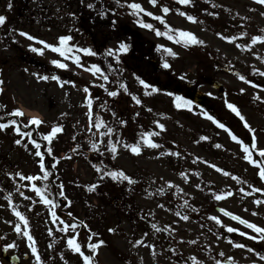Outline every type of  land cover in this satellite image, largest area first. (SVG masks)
Listing matches in <instances>:
<instances>
[{"label":"rangeland","instance_id":"rangeland-1","mask_svg":"<svg viewBox=\"0 0 264 264\" xmlns=\"http://www.w3.org/2000/svg\"><path fill=\"white\" fill-rule=\"evenodd\" d=\"M112 1L120 21H125L122 26L129 27L144 43V52L149 54V45L156 46L160 59L158 65L152 62L151 66L155 67L146 75L147 79L125 72L128 79L124 80L123 93L111 102L106 91L110 82L104 79L103 72L89 70L94 63L89 54L74 49L81 58V67L39 43L43 40L58 46L59 37L71 35L69 45L84 48L88 41L84 40L85 31L80 25L83 6L92 5L94 0H0V15L6 17L0 26V123L12 117L16 119L22 131L32 132L43 153L37 157L34 145L28 137L14 131L15 125L0 129V245L20 246L28 255L27 264H38L36 254L29 247L32 242L23 234L27 231L41 257L39 264H84L83 257L67 246L68 237L79 233L77 240L85 255L91 257L90 264H217L218 261L264 264L256 255H264L260 234L220 211L224 209L264 227V178L259 175L260 165L245 159L248 153L240 143L249 145L253 159L264 160L260 156V150H264V43L257 42L251 48L238 46L250 44L255 35H264V4L257 0H191L185 5L178 0H157L154 6L150 0ZM133 2L140 3L146 12L164 16L171 31L153 16L154 28L169 31L170 35H176L175 30L191 32L204 43L185 47L167 36L156 35L141 23L136 25L129 16L134 10L128 5ZM165 6L170 9L167 14L162 11ZM181 13L196 17L195 22ZM21 32L36 39L30 40ZM242 32L247 35H241ZM224 36H235L236 40L230 42ZM120 43L122 36L114 35L108 41L109 50H118ZM32 47L43 48V54L33 52ZM168 48L176 55L168 53ZM53 59L69 67L61 69L51 63ZM165 62L170 65L168 68L163 66ZM220 63L231 70L223 71ZM176 75L185 82L186 93L179 88L173 92L164 86L169 77ZM52 76H58L59 80L51 79ZM140 80L159 90L145 89ZM214 82L220 85L221 93L212 86ZM195 90L203 92V104L177 107L176 97L183 94L191 101ZM133 97L141 103L137 104ZM88 99L92 100L91 110ZM179 103L183 105V101ZM229 103L237 107L244 120L228 107ZM114 108L123 109L117 118H124L126 123L113 126L106 122L112 119ZM15 109H22L24 115H9ZM205 112L225 127L208 119L202 114ZM32 117L43 123L29 125ZM99 121L114 131L108 134L106 127L96 128L94 125ZM157 121L165 125L163 130ZM56 125L62 131L49 145L43 136ZM143 132H159V136L150 139L161 147H148L141 139ZM205 136L208 139H201ZM17 139L22 142L17 144ZM93 143L103 145L106 153L103 154L113 155L114 163L137 187L122 197L126 202L123 209L118 207L117 197H113L116 208L100 206L95 212L102 220L94 215V222L87 223L83 221L84 211L76 204L79 192L68 195L73 201L65 193L60 196L63 181H58L56 175L58 169H63L75 180H92L94 172L88 163L99 161ZM134 143L141 148L139 154L131 151ZM253 143L255 149L251 147ZM125 144L129 147L125 148ZM112 145L116 146L115 153L111 151ZM48 147L53 150L51 154ZM55 153H58L57 163L52 157ZM40 160L44 161L43 170ZM44 170L52 172L47 181H28L17 175H42ZM32 183L41 188L49 185L45 194L57 205L56 222L51 218L50 206L31 188ZM257 188L262 191L257 192ZM217 195L224 198L217 200ZM91 202L97 205L94 197ZM13 208L25 216L27 227ZM72 212L79 214V220L68 215ZM184 215L189 218L184 220ZM213 216L222 223L212 220ZM60 221L76 223L77 228L63 232L64 224ZM17 224L21 226L20 233L15 231ZM228 226L240 231L228 232ZM93 232L97 235L91 236ZM253 235L257 239H251ZM99 241L104 243L95 251L87 247L88 243ZM192 257L196 258L195 262Z\"/></svg>","mask_w":264,"mask_h":264},{"label":"snow or ice","instance_id":"snow-or-ice-1","mask_svg":"<svg viewBox=\"0 0 264 264\" xmlns=\"http://www.w3.org/2000/svg\"><path fill=\"white\" fill-rule=\"evenodd\" d=\"M119 2V0H118ZM178 2L180 4H189L191 3V0H178ZM258 3H261V4H264V0H257ZM150 3H152L154 6L156 5L157 3V0H150ZM8 7L11 8L12 7V4L11 2H9L8 4ZM89 7H92V5H89ZM129 8L133 9V15H139L140 12H146L145 9H143L142 5L140 3H136V2H133V3H130L128 5ZM162 11L163 13L167 14L170 9L168 7H163L162 8ZM179 11V10H178ZM103 14V13H102ZM146 14L150 17H153L160 21L161 23L165 24V27L169 28V31H171V28L170 26H168L166 24V21L164 19V16H155L154 13L152 12H146ZM182 15H186L187 16V19L190 20V21H193L195 22L196 20V17L192 16V15H188L186 13H181ZM6 21V17L4 15H0V26H2ZM137 23H141L142 26L144 28H147V29H152L156 32V35L158 36H167V38L169 40H174L176 43H182L185 47L189 46L190 44L192 45H195V44H203L204 41L202 40H199L193 33L191 32H186V31H183V30H175L176 31V35H170L169 34V31H164V32H161L160 29L158 28H154V25L151 24V23H145L143 21H137ZM21 35H24L26 36L28 39L30 40H34L36 39L35 37L31 36L30 34L26 33V32H21ZM218 35H222L221 33H218ZM241 35H247V33H241ZM225 40H228V41H235L236 40V37L235 36H224L223 37ZM73 38L71 35H64V36H61L59 37V45H53V44H50V43H47L43 40H40L39 43L42 44V45H45L46 48L48 49H51L52 51L56 52V53H59V55L61 57H65L67 59H71V60H74L75 63L77 65H80L81 67H83V65L80 64V61H81V58L79 55H76V52L74 51V49H77L79 52H83V53H87V54H90V55H96L95 52L92 51V49L90 48H79L77 45H69V41H71ZM257 42H261V43H264V35H255L251 38V43L250 44H244V45H238V46H241V47H244V48H251L252 45H255ZM160 47H163V45H161ZM33 52H36V53H41L43 54L44 52V49L43 48H39V47H32L31 49ZM128 50V45L126 43H120L119 45V48L118 50H109L108 52V55L110 56H115L116 55V51H119V52H126ZM166 51L168 53H170L171 55L175 56L176 53L173 52V50L171 48H168L166 49ZM117 59H119V57H117ZM51 63L53 65H56L57 67L61 68V69H66L68 68V64L66 63H63L61 62L60 60H57V59H53L51 61ZM165 68H168L170 65L165 62L164 65H163ZM90 71L92 70H95L96 72H100V68L98 65L96 64H93L91 66V69H89ZM258 71V70H256ZM40 79H43V80H47L49 79L48 76H40L39 77ZM51 79H55V80H59V77L58 76H52ZM104 79L107 80L108 77L107 76H104ZM240 79L244 80L245 77L244 76H240ZM142 85H144L145 89L151 87L152 88V91L155 92V91H158L159 89L147 84L145 81L143 80H140L139 81ZM249 83H251V81H248ZM2 83V82H0ZM103 87V85H101ZM123 87V86H122ZM2 91V90H0ZM85 91L87 92V88L85 89ZM243 91V90H242ZM111 96H116L117 95V92L115 91H112L109 93ZM146 95L147 94H150L148 92L145 93ZM133 99L136 100V103L137 104H140L141 103V100L137 97H133ZM178 103H177V107H182V106H190L192 104V101L190 100H186L184 97H176ZM179 101H183V105L181 103H179ZM103 107V105H102ZM228 107L237 115L240 117L241 120H244V117L240 114L239 110L237 109V107L234 105V104H228ZM88 108L91 110L92 109V100L91 99H88ZM149 111H151V109H149ZM203 115H206L208 117V119L210 120H213L215 123H217L219 125V127L221 128H224L225 125L220 123L218 120H215V118L211 115H208L206 112L205 113H202ZM9 115H13V116H23L24 113H23V110L22 109H15L13 113H9ZM113 115H115V113H113ZM89 116H91V111L89 112ZM0 119H2V117H0ZM30 124H41L43 123V121H41L38 117H32L29 121ZM120 123H126V121H120ZM159 126V128L161 130L164 129L165 125L163 123H160L159 121L156 122ZM246 126H247V123L245 122ZM9 125H15V128H14V131L18 134L21 135V137H28L31 144L34 145L36 151H35V155L37 157H40L43 155V153L41 151H39V149L41 148V144L36 140V139H32V132L31 131H22L20 125L18 124L17 120L16 119H10L8 120L6 123H0V129H6ZM96 128H100V127H106L107 128V133L108 134H111L114 129L112 127H108L107 125H105L103 123V121H99L97 123H95L94 125ZM25 128H27V125L24 126ZM60 131H62V127L59 126V125H56V126H53L51 128V131L44 135L43 136V140L45 141H48L49 142V145L51 144L53 138L56 136L57 133H59ZM89 131H91V127L89 128ZM101 135H105V133H101ZM160 133L159 132H143L141 134V139L143 140V142L148 146V147H151V148H160L161 145L154 142V140L150 139V137L152 136H159ZM234 140L237 139L236 136H233L232 137ZM201 139H208V137H202ZM17 144H20L22 141L21 139H17L15 141ZM240 143L243 145V150L245 153H248V155L245 156V159L247 160H250L253 164H259L260 165V170H259V175L261 176V178H264V160H255L252 158V155L250 153V150H249V145L247 144H244L243 141H240ZM109 144H111V141H109ZM26 148H27V144L24 145ZM125 148H128L129 145L128 144H125L124 145ZM216 147H220V145H216ZM251 147L253 149L256 148V145L255 143H253L251 145ZM92 148L95 149L97 148V145L95 143L92 144ZM52 148L51 147H48L47 148V152L49 154L52 153ZM111 151L113 153H115L117 151L116 149V146L115 145H112L111 146ZM131 151L133 153H136V154H139L140 151H141V148L137 145V144H132L131 145ZM164 153L162 152L161 155H163ZM175 155L179 156L180 154L179 153H175ZM260 156L261 157H264V150H260ZM39 164H40V167L41 169L43 170L44 169V161L43 160H40L39 161ZM213 167H216L215 165H212ZM222 171V170H221ZM17 175H19L21 177V179H24V180H28V181H38V180H44V181H47L49 179V177L52 175V172L51 171H48V170H44L42 175H29V176H24L22 173H17ZM107 175H109L112 179L116 180V179H120L122 178L123 180H126L128 181L129 183H133L134 181L132 180V178L128 175H126L123 171H111V172H108ZM181 175H183V173H181ZM171 183V182H169ZM27 186V185H26ZM31 188L34 190V192L36 193L37 196H39L41 198V200L43 201L44 204L50 206L51 208V218L53 220V222H56L59 217L57 215V211H56V203L49 199L48 196L45 194L48 189H49V185L48 184H45L43 186V188L41 187H38L36 183H32L31 185ZM61 188H63V185L61 184L60 185ZM92 187H95V185H93ZM163 191V189H161V192ZM241 191H243V189H241ZM257 192H260L262 191L261 189L257 188L256 189ZM21 195H23V193H21ZM60 196H64V193L63 191H61L59 193ZM227 195H231V193H228ZM217 200H220V199H223L224 197L223 196H219L217 195L215 197ZM9 199H10V196H9ZM30 199V198H29ZM65 199H67L65 197ZM185 204H187L188 202L185 201L184 202ZM257 204L260 203V201H256ZM13 211L15 212V215L17 217H19V219L21 221H23L24 223V226L27 227L28 225V221L27 219L25 218V216L17 211L15 208H13ZM220 211L222 212H225L226 215L232 217L233 219L239 221L241 224H244L246 225L248 228L250 229H253L256 233H259V239L261 240H264V227H260V226H257L255 223H251L245 219H242L241 217L237 216V215H234L233 213L231 212H227L226 210L224 209H221ZM69 216H71V213L68 214ZM176 215H180L179 212L176 213ZM189 217L187 215H184L183 216V219L184 220H187ZM212 220L216 221L217 223H222V221H220L218 219V217L216 216H213L211 217ZM62 224H64L63 228H61V231L63 232H68L69 229H72V230H75L77 228V224L76 223H65L64 221H60ZM153 228H156V225L153 224L152 225ZM15 231L17 233H20L22 231L21 229V226L19 224L15 225ZM49 231H51V229H49ZM109 231H113L112 229H110ZM227 231L228 232H238L240 231L239 229L237 228H233L231 226H228L227 227ZM25 236H27V239L29 241H31L32 243L29 245V247L31 248V251L32 253L36 254L35 256V259L36 261L39 262L41 261V257L40 255L37 253V248L35 247V241H34V238L27 232L25 231L23 233ZM242 235H248V233H241ZM97 234L95 232L91 233V236H96ZM79 236V233H76V235H72V236H69L68 239H67V246L72 250L74 251L75 253H79L80 256L83 257V261H84V264H90V261H91V257L89 255H85L84 252L81 250V242H78L77 240V237ZM251 239L255 240L257 239V236L253 235L250 237ZM91 239V237H89V240ZM231 242V241H230ZM104 241H99L98 243H88L87 244V247L92 249L93 251H95L99 244H103ZM137 243H141L140 241H137ZM192 243H195V241H192ZM235 246L237 247H247L246 245H243V244H236ZM12 247H15V244H9V245H6L5 246V250H7L8 248H12ZM250 251H254V249H249ZM221 255H223V253H221ZM257 256H260V259L264 260V255H262L261 253H256ZM193 261L195 262L196 258L195 257H192ZM217 264H221V262H217Z\"/></svg>","mask_w":264,"mask_h":264},{"label":"trees","instance_id":"trees-1","mask_svg":"<svg viewBox=\"0 0 264 264\" xmlns=\"http://www.w3.org/2000/svg\"><path fill=\"white\" fill-rule=\"evenodd\" d=\"M112 4V0H94L92 7H89V5L83 6L84 16H82L80 22V25L83 26L85 31L83 32L84 40L88 41L87 48L92 49V51L96 53V55L89 54V58L93 59V64H97L99 66L103 74L108 77V80L110 82L109 89H107L106 91L108 93L107 96L111 102L118 99L119 95L123 93L126 85V82L124 80L128 79V77L124 76L125 72H128L131 76L134 75L137 77L146 78V75L151 74L153 70V67L151 66L152 62L156 61V63L159 64L160 59L158 57L159 51L156 46L150 47L149 45V56H147L144 53V43L139 41L138 38L131 36L130 34H125L121 31L120 25L125 21H122V19L120 21L117 13L118 9L116 8L115 4ZM129 16L130 19L134 20L137 25L138 20L152 24V20H150L147 15L141 12L139 13V15L129 14ZM138 29L139 28L137 27L136 30ZM116 34L122 36V41L123 43H126L128 45V50L126 52H116L115 56H110L108 55L109 49L107 48L108 41L111 40ZM117 57H119V59H117ZM219 66H221L223 68V71L225 72L227 70L228 72L231 70V68L227 69L226 65H224L223 63H220ZM165 85L168 86V89L173 92L178 90L179 88L180 92L183 91L184 93H186L185 82L178 75L169 77L168 82L164 83V86ZM112 91L117 92V95L111 96L109 93ZM106 98L107 97H105V99ZM117 109L118 108H114L115 115L112 116V119L106 120V122L109 121L110 124H113V126L120 125L121 120L124 121V118H117V114L121 117V112L123 109H118V111ZM126 109L128 111V107H126L125 110ZM78 142L80 144H85L86 142L90 143V141ZM96 145L97 148L94 149V152H96V155H98L99 161H90L88 163L89 168H93L94 172L92 180L87 182H82L77 179L75 180L63 169L57 170L56 177L58 181H63V193H65V195L70 200L73 201V199L68 196L70 193H75L76 191L79 192L78 196L76 197V204L84 211V219L87 223L94 222V215H97L99 220H102L101 217L98 216V213L95 212L100 206L107 205L116 208L115 205L118 203V207L123 209L126 206V202L122 201V197L126 193L130 194L129 192H132V189H135L137 187L135 182L129 183L122 178L114 180L109 175H107V173L111 171L118 172L123 170H121L114 163L113 155H104L106 153L104 150L105 147H103V145ZM83 147L86 148V145H84ZM57 156L58 153H55L53 157L56 158ZM123 172L128 175L125 171ZM93 185H95V187H92ZM127 187H129L128 191L126 190ZM91 197H94L96 199L97 205L92 204ZM113 197H117V199L119 200L117 203H115L114 206ZM73 215L76 218L79 217V214H76V212H73Z\"/></svg>","mask_w":264,"mask_h":264},{"label":"flooded vegetation","instance_id":"flooded-vegetation-1","mask_svg":"<svg viewBox=\"0 0 264 264\" xmlns=\"http://www.w3.org/2000/svg\"><path fill=\"white\" fill-rule=\"evenodd\" d=\"M0 246V264H27V254L22 247L17 246L5 250V244Z\"/></svg>","mask_w":264,"mask_h":264},{"label":"water","instance_id":"water-1","mask_svg":"<svg viewBox=\"0 0 264 264\" xmlns=\"http://www.w3.org/2000/svg\"><path fill=\"white\" fill-rule=\"evenodd\" d=\"M124 30H125L126 32L129 31L127 28H124ZM212 85H213V87H217V88H219V85H217V83H213ZM220 92H221V91H220ZM204 99H205V97H204V95H203L200 91H196V92L194 93V95H193V102H194V103L202 104L203 101H204Z\"/></svg>","mask_w":264,"mask_h":264},{"label":"bare ground","instance_id":"bare-ground-1","mask_svg":"<svg viewBox=\"0 0 264 264\" xmlns=\"http://www.w3.org/2000/svg\"><path fill=\"white\" fill-rule=\"evenodd\" d=\"M25 111L29 112L28 110H25Z\"/></svg>","mask_w":264,"mask_h":264}]
</instances>
